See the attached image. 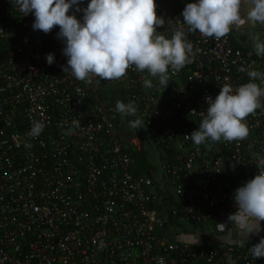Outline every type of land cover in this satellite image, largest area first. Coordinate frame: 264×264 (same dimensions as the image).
Masks as SVG:
<instances>
[{
    "label": "built area",
    "instance_id": "obj_1",
    "mask_svg": "<svg viewBox=\"0 0 264 264\" xmlns=\"http://www.w3.org/2000/svg\"><path fill=\"white\" fill-rule=\"evenodd\" d=\"M155 2L165 19L159 34L187 31L181 14L188 0ZM34 19L0 0V264H228L229 256L264 264L249 251L264 231L244 247L197 248L172 235L185 223L197 233L226 221L230 174L244 184L257 174L264 106L246 118L242 141L197 146L188 136L206 116L205 97L226 83L247 84L249 70L264 73V58L230 33L217 41L197 31L187 33L193 63L170 70L166 88L134 67L119 80L86 83L64 72L59 27L45 34L33 30ZM117 101L134 102L136 115L122 117ZM135 119L142 128L130 126ZM33 121L44 124L35 137ZM143 154L152 166L139 170Z\"/></svg>",
    "mask_w": 264,
    "mask_h": 264
},
{
    "label": "clouds",
    "instance_id": "obj_2",
    "mask_svg": "<svg viewBox=\"0 0 264 264\" xmlns=\"http://www.w3.org/2000/svg\"><path fill=\"white\" fill-rule=\"evenodd\" d=\"M22 16L32 14L33 30L45 34L59 27L57 33L63 43V55L67 57L69 71L80 81L92 83L115 81L125 76L130 67L147 72L167 87L169 72H179L193 63L195 52L187 33L199 32L203 37L220 40L233 30L245 25L264 26V0H193L187 3L181 16L187 26L175 30L170 38L159 34L158 27L165 19L157 15L155 0H12ZM242 4L248 6L245 14ZM73 10V14H69ZM82 12V19L75 13ZM172 20L168 21L171 24ZM257 56H264V39L253 37ZM55 55L49 53L46 62L54 63ZM239 71L244 72V68ZM250 82L233 88L225 84L215 97L206 96L207 113L199 128L188 137L197 146L206 142L242 141L249 135L246 118L261 108L264 98V73L249 70ZM255 80H260L257 84ZM145 88L153 86L151 79H144ZM115 110L122 117L136 115L134 102L117 101ZM79 126V122H73ZM134 129H140L139 119L129 121ZM44 124L33 121L30 135L42 133ZM235 165H233V168ZM257 174L234 193L236 211L227 221L217 223L226 242L243 246L252 235L264 231V157H257ZM230 225V226H229ZM198 241V240H197ZM196 241V242H197ZM253 258H264V237L249 249ZM228 264H236L229 256Z\"/></svg>",
    "mask_w": 264,
    "mask_h": 264
},
{
    "label": "crops",
    "instance_id": "obj_3",
    "mask_svg": "<svg viewBox=\"0 0 264 264\" xmlns=\"http://www.w3.org/2000/svg\"><path fill=\"white\" fill-rule=\"evenodd\" d=\"M190 1L193 2V0H190ZM247 10H248V6L246 4H242V6H241L242 14H245L247 12ZM230 35H231L232 40L234 41V43L237 46H239L241 48L248 49V50H252L255 52L253 37L258 35V36H260L261 39H264V26L257 25L255 27H253L251 25H245L244 28H242L240 30L231 31ZM260 57L264 58V56H260ZM243 184H244V182H243L241 176L237 172H232L230 174V184H229L230 189H229V191H230V193L233 194V196H234L235 190L238 187L242 186ZM235 211H236V205H235V203H233L231 205V208H230V214H232ZM224 222H221V223H224ZM262 226H264V222H262ZM183 230L188 232V233L190 232L189 234L194 235V238H193L194 241L198 240L197 241L199 243L198 245H199V247H202V248H209L212 246L233 245V244L226 242V240L223 236V233L219 230L218 224L210 225L209 227H206L205 231L197 232V233L193 232V231H195V229L189 230V229H187L185 224H183L182 225V232H184ZM178 232L179 231H176L175 235L172 234L173 236L176 237V240L178 237V235H177ZM257 236L258 235L250 236L248 238L246 244L243 246H239V247L247 246L249 243H251L253 240H255L257 238ZM233 246H238V245H233Z\"/></svg>",
    "mask_w": 264,
    "mask_h": 264
},
{
    "label": "trees",
    "instance_id": "obj_4",
    "mask_svg": "<svg viewBox=\"0 0 264 264\" xmlns=\"http://www.w3.org/2000/svg\"><path fill=\"white\" fill-rule=\"evenodd\" d=\"M190 2H192V1H190V0H188V2L187 3H190ZM142 166L139 168V170H143L144 169V167L146 166H148V167H151L152 165L151 164H149L150 162H149V160L148 159H146L145 158V156H144V154L142 155ZM177 227H180V226H177ZM190 233V232H189ZM188 232H186V231H184V232H182V230L181 231H179L178 233H177V235H178V237H177V241L178 242H187V243H190V244H192V245H194V246H196L197 248H200L199 247V243L198 242H196V240L194 241V235H192V234H189ZM193 236V237H192Z\"/></svg>",
    "mask_w": 264,
    "mask_h": 264
},
{
    "label": "rangeland",
    "instance_id": "obj_5",
    "mask_svg": "<svg viewBox=\"0 0 264 264\" xmlns=\"http://www.w3.org/2000/svg\"><path fill=\"white\" fill-rule=\"evenodd\" d=\"M159 157H160V154L159 153H157L156 155L153 154V156L150 158V162H152L153 164H155L159 160ZM185 226L189 230L197 228L196 226H194L192 224H189V223H185ZM173 234H176V231H174Z\"/></svg>",
    "mask_w": 264,
    "mask_h": 264
}]
</instances>
